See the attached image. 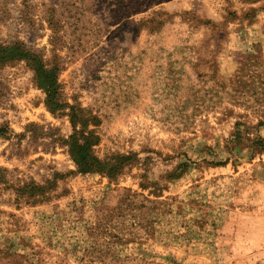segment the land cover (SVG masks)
<instances>
[{
	"label": "rangeland",
	"instance_id": "1",
	"mask_svg": "<svg viewBox=\"0 0 264 264\" xmlns=\"http://www.w3.org/2000/svg\"><path fill=\"white\" fill-rule=\"evenodd\" d=\"M0 264H264V0H0Z\"/></svg>",
	"mask_w": 264,
	"mask_h": 264
},
{
	"label": "trees",
	"instance_id": "2",
	"mask_svg": "<svg viewBox=\"0 0 264 264\" xmlns=\"http://www.w3.org/2000/svg\"><path fill=\"white\" fill-rule=\"evenodd\" d=\"M52 86V80L49 82V86L46 87L48 90ZM70 154L73 162L76 164L78 169L83 172L93 171L96 160L88 156L87 147L85 145L72 144L70 145Z\"/></svg>",
	"mask_w": 264,
	"mask_h": 264
}]
</instances>
